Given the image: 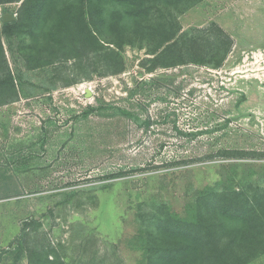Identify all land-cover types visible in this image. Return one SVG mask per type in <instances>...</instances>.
<instances>
[{
	"label": "rangeland",
	"instance_id": "1",
	"mask_svg": "<svg viewBox=\"0 0 264 264\" xmlns=\"http://www.w3.org/2000/svg\"><path fill=\"white\" fill-rule=\"evenodd\" d=\"M19 6L0 5V24ZM178 22L233 40L221 67L149 72L153 56L125 46L116 74L79 58L28 70L19 38L1 37L18 100L0 106V264H29L30 250L146 264L142 216L189 219L211 190L264 192V0H204Z\"/></svg>",
	"mask_w": 264,
	"mask_h": 264
},
{
	"label": "trees",
	"instance_id": "2",
	"mask_svg": "<svg viewBox=\"0 0 264 264\" xmlns=\"http://www.w3.org/2000/svg\"><path fill=\"white\" fill-rule=\"evenodd\" d=\"M203 1L0 0V5L20 2L13 21L3 23L1 18L0 106L18 100L2 36L19 38L28 70L79 58L96 59L116 74L124 70L120 51L125 46L145 48L153 56L143 64L149 72L185 63L221 67L233 45L228 35L207 44L208 30L180 34L178 17ZM192 213L189 219L179 218L162 206L142 216L146 264H250L264 254V192L250 196L246 191L211 190L194 199ZM28 255L29 264H64L39 251Z\"/></svg>",
	"mask_w": 264,
	"mask_h": 264
},
{
	"label": "water",
	"instance_id": "3",
	"mask_svg": "<svg viewBox=\"0 0 264 264\" xmlns=\"http://www.w3.org/2000/svg\"><path fill=\"white\" fill-rule=\"evenodd\" d=\"M14 18H15V17H14L12 14H4V15L2 16V21H3V23H8V22L13 21ZM85 92H86V94L88 93V91H85Z\"/></svg>",
	"mask_w": 264,
	"mask_h": 264
}]
</instances>
